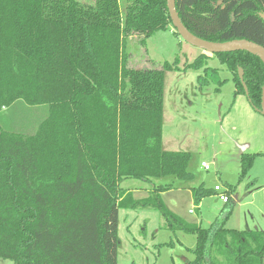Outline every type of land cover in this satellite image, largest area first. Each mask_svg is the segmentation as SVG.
<instances>
[{"label":"trees","instance_id":"1","mask_svg":"<svg viewBox=\"0 0 264 264\" xmlns=\"http://www.w3.org/2000/svg\"><path fill=\"white\" fill-rule=\"evenodd\" d=\"M175 8L200 40L264 48V0H175ZM171 28L166 0H0V259L117 264L119 211L153 209L169 231L195 237L188 264H263L264 231L226 229L225 221L203 228L162 200L174 188L161 181L193 180L190 153L162 144L164 73L218 79L206 54L182 69L178 57L157 69L130 66L129 41L144 46ZM214 57L232 75L234 97L244 85L259 113L264 63L244 51ZM253 157L241 156L240 180ZM125 180L148 185L147 196L136 199ZM190 191L196 205L214 193Z\"/></svg>","mask_w":264,"mask_h":264},{"label":"rangeland","instance_id":"2","mask_svg":"<svg viewBox=\"0 0 264 264\" xmlns=\"http://www.w3.org/2000/svg\"><path fill=\"white\" fill-rule=\"evenodd\" d=\"M92 4L94 0H78ZM123 11V2H119ZM159 32L145 45L132 40L127 51L134 56L130 66L159 68L178 57L179 69L206 54L207 66L217 69L218 79L203 71L165 72L162 119V144L166 151L191 155L188 170L193 180L182 183L171 178L173 190L161 195L166 207L189 223L203 228L225 221L224 227L237 231H264V117L253 110L245 95L234 97L232 75L212 54L184 42L180 36ZM132 64V65H131ZM202 75L208 86H198ZM222 82L216 91V81ZM40 112L37 118H40ZM243 154L252 155L253 163L240 180ZM208 165L204 171L200 164ZM203 185L213 190L227 189L230 202L223 204L216 196L194 203L190 188ZM121 188L131 190L136 199L147 196L149 186L125 180ZM192 211V213H189ZM161 214L153 209L119 211L117 264H188L194 260L195 237L171 232ZM0 264H13L0 259Z\"/></svg>","mask_w":264,"mask_h":264},{"label":"water","instance_id":"3","mask_svg":"<svg viewBox=\"0 0 264 264\" xmlns=\"http://www.w3.org/2000/svg\"><path fill=\"white\" fill-rule=\"evenodd\" d=\"M166 6L168 9V14L171 20L172 28L180 36V38L186 42L188 45L195 47L207 54H221V53H232L238 51L249 52L256 55L264 63V48L261 46L247 41V40H234L226 43H212L200 40L193 36L181 23L175 8V0H166ZM260 18L264 22V14H260ZM238 77L243 85L242 71L238 70ZM245 96H247V91L243 85ZM259 113L264 117V85L261 91V104ZM264 264V258H263Z\"/></svg>","mask_w":264,"mask_h":264},{"label":"built area","instance_id":"4","mask_svg":"<svg viewBox=\"0 0 264 264\" xmlns=\"http://www.w3.org/2000/svg\"><path fill=\"white\" fill-rule=\"evenodd\" d=\"M200 167L204 170V171H208L209 170V167L207 164L205 163H201L200 164ZM214 193L216 194L217 198L223 203V204H227L229 203L230 201V197H229V194H228V190L227 189H224L222 190L221 188L219 187H215L213 189ZM192 213V211H190Z\"/></svg>","mask_w":264,"mask_h":264},{"label":"crops","instance_id":"5","mask_svg":"<svg viewBox=\"0 0 264 264\" xmlns=\"http://www.w3.org/2000/svg\"><path fill=\"white\" fill-rule=\"evenodd\" d=\"M213 194H215V193H213ZM189 213H191V212L189 211Z\"/></svg>","mask_w":264,"mask_h":264}]
</instances>
